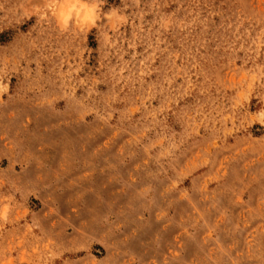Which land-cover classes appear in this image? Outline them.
Masks as SVG:
<instances>
[{
    "label": "rangeland",
    "instance_id": "rangeland-1",
    "mask_svg": "<svg viewBox=\"0 0 264 264\" xmlns=\"http://www.w3.org/2000/svg\"><path fill=\"white\" fill-rule=\"evenodd\" d=\"M0 264H264V0H0Z\"/></svg>",
    "mask_w": 264,
    "mask_h": 264
}]
</instances>
